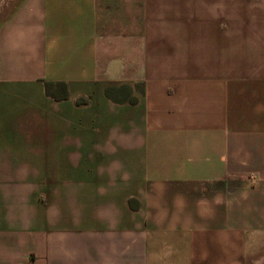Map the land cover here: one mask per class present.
<instances>
[{"label": "crops", "instance_id": "crops-1", "mask_svg": "<svg viewBox=\"0 0 264 264\" xmlns=\"http://www.w3.org/2000/svg\"><path fill=\"white\" fill-rule=\"evenodd\" d=\"M0 264H264V0H12Z\"/></svg>", "mask_w": 264, "mask_h": 264}, {"label": "trees", "instance_id": "trees-1", "mask_svg": "<svg viewBox=\"0 0 264 264\" xmlns=\"http://www.w3.org/2000/svg\"><path fill=\"white\" fill-rule=\"evenodd\" d=\"M44 86H45V93L48 96L55 97V98L57 96H55V94L53 92V89H56L57 91H66L65 84L60 83V82H56V83L45 82ZM112 89H113L112 87H108V88L105 89V94H106L107 97H111V92L110 91ZM64 96H66V94H64ZM135 101H136V99L134 97H130L129 100H128V102H130V103H134ZM83 103H84L83 101L77 100V104H83Z\"/></svg>", "mask_w": 264, "mask_h": 264}, {"label": "rangeland", "instance_id": "rangeland-1", "mask_svg": "<svg viewBox=\"0 0 264 264\" xmlns=\"http://www.w3.org/2000/svg\"><path fill=\"white\" fill-rule=\"evenodd\" d=\"M12 0H0V17H3L9 9Z\"/></svg>", "mask_w": 264, "mask_h": 264}]
</instances>
